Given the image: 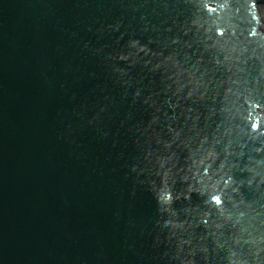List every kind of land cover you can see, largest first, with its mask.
Masks as SVG:
<instances>
[{"label":"water","instance_id":"obj_1","mask_svg":"<svg viewBox=\"0 0 264 264\" xmlns=\"http://www.w3.org/2000/svg\"><path fill=\"white\" fill-rule=\"evenodd\" d=\"M207 2L208 11L193 0H0V264H182L190 256L194 264H227L230 248L264 264V242L256 254L243 239L233 244L264 234V182L225 190L245 201L236 205L246 209L238 224L201 194L212 190L221 159L222 171L243 180L246 164L261 167L246 157L264 158L251 150L258 141L247 139L249 123L225 92L238 79L242 96L264 107V0ZM130 38L151 50L133 52L131 64L116 59L131 51ZM241 44L245 52L231 50ZM236 102L246 115L250 106ZM209 143L219 155L199 185L194 172L203 165L193 160ZM170 153L167 179L173 195L181 193L175 216L160 210L153 189L164 171L156 157ZM188 181L196 191L185 199ZM224 206L235 216L232 201ZM166 218L183 226L164 225Z\"/></svg>","mask_w":264,"mask_h":264},{"label":"clouds","instance_id":"obj_2","mask_svg":"<svg viewBox=\"0 0 264 264\" xmlns=\"http://www.w3.org/2000/svg\"><path fill=\"white\" fill-rule=\"evenodd\" d=\"M193 3L196 4L198 9H201L200 5L203 4L204 7L202 9L208 11L207 0H193ZM192 23L196 25L197 27L200 26V24L197 21V17L192 20ZM109 27L115 29L116 27H118V21L112 25H109ZM215 31L217 35H220L223 29L217 27ZM213 44L215 45L214 40H213ZM260 45H264V36H261L260 38ZM85 46H87V44H85ZM127 46L131 51L118 52L116 55V59L124 60L129 64H131L133 60L135 59V56L132 55L133 52H138V53L147 55L151 51L147 47L146 44L140 43L135 38H130L127 41ZM231 50L239 52V53H243L246 51V48L244 45L241 44L238 48L236 46H233ZM251 55H255V53H252ZM261 55H264V47L261 48ZM130 56L132 57L131 59L129 58ZM257 58L259 59V57ZM167 59H169V57L166 56L165 60ZM225 59H228V58L225 57ZM233 59H240V57L236 56V57H233ZM173 63H175V61H173ZM157 66H158L157 64L152 65L153 68ZM113 71L116 73L122 74L124 73L125 69L119 66H115L113 68ZM237 71H243V69L237 68ZM258 75L264 76V61H261V66H260ZM252 79L255 82L257 77L253 76ZM199 83L203 84L202 81ZM232 83L235 84L237 87L225 89V92L227 93L230 92L232 96L235 98L234 103L236 107L233 109V111H235L237 116L244 119L245 122L249 123V128L247 130L249 135L247 136V139L252 140V141H258V144H256L255 147H253L251 150L255 153H262L264 152V139H260V137L264 136V127H261V122L264 121V111H256L254 115L251 109L252 108L260 109L264 107L258 105L253 99L250 98L249 95L245 94L242 96V93L239 91L240 80L238 79L233 80ZM138 94H139V90L137 89L133 93V98H135V96ZM187 95L188 96L192 95L191 89H189ZM198 95L203 96V92H200ZM241 99L244 103L250 106L249 109H245L247 113L246 115L244 114V112H241V108L243 105L241 103L236 102ZM145 100H147V97H145ZM100 111H103V106H101ZM257 116L260 117L259 124L257 123ZM94 118L95 117H93V119ZM151 119L152 121H155L156 116H153ZM89 123H92V119L89 120ZM172 131H173L172 139L175 140L176 137L179 135V132L178 130H172ZM228 133H231V130L228 131ZM102 135H107V133L103 132ZM206 140H207L206 136H201L200 141L197 144V148H200L201 145L204 144ZM170 143L171 141L165 142L164 147L168 148ZM229 143H230L229 141H226L223 146V152L225 155L232 152V150L229 148ZM237 145H238V150L234 154L236 155L237 158H239L241 155H243V152L240 150L242 149L243 145L241 144L240 141H237ZM218 155L219 154L214 150L212 143H209V147L205 150L204 155L193 160L194 164L197 165L198 168H200V166L203 165L202 172L200 173L194 172V176L197 177V182L199 185H205L202 177L208 175L209 168L211 166V161L215 160ZM173 157H174V153H170L167 157H163V156L156 157L158 166L164 168V171L161 174L162 176L161 185L159 187H156L155 183L153 182L154 194L156 196L157 203L160 206V210L167 213L169 216L176 215V210L172 207V202L173 200H178L181 197L180 192H177L175 195H173L172 188L167 179L170 175L171 168L174 167V162L171 164L168 163L169 161H173ZM246 159L248 161H252L253 164L255 165L261 166L260 170L259 171L255 170L252 164H246L244 168L247 170L248 176L244 178L243 180H235L233 175L227 172V170L222 171V169H224L225 162L224 160L221 159L216 169H214V171L219 172V176H217L214 179L212 190L209 191V188L207 186L206 190L201 193V194L206 193L204 203L208 204L210 207H215L217 215L223 217L225 221L232 220L233 223L235 224H238L241 218L244 217L246 214V209H236V205L240 203H245V201H243V199L239 201H233L232 196L227 195L225 190L230 188V191L232 193H236L239 191L241 184L252 186L254 178H255L256 184H260L264 182V158L258 157L254 159L251 155H249L246 157ZM166 164H168V167H165ZM234 165H235V162L233 161L228 162V168H232ZM132 167L135 168V165H133ZM141 171H143V169H141ZM181 180H187V178L182 176ZM192 191H196V189H193L190 181H188L186 191H184L183 193L184 198L187 199L188 193ZM225 200H229L233 202V208L236 209L235 216H233V211L227 209L224 206ZM207 216H208V212L205 211L201 219L202 220L206 219ZM261 223H264V220H262ZM163 224L168 225L170 227H182L183 226L182 221L169 220L167 218L163 220ZM220 227H221V223L219 221L215 222V228H220ZM240 231L243 232L244 229L241 228ZM241 239H243L245 243L254 245V247L252 248V251H253V254H256L261 251L262 242H264V234L257 233L255 236L248 235L246 238L237 236L233 239V244L238 243L239 241H241ZM181 243H189V241L187 239H184L182 242H178L177 249H179ZM221 243L222 242L217 241V247H220ZM200 251L206 253L207 251L206 246H201ZM188 252L191 254L193 252V249L189 248ZM182 264H194V261L191 259V256H190V258L187 261H183ZM227 264H249V262L247 259L240 258L235 249L230 248L228 250ZM252 264H260V262L258 260H254Z\"/></svg>","mask_w":264,"mask_h":264}]
</instances>
